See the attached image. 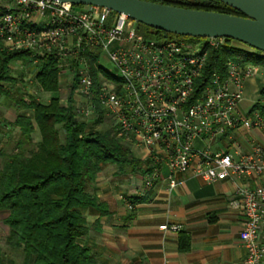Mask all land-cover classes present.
<instances>
[{
    "label": "built area",
    "instance_id": "built-area-1",
    "mask_svg": "<svg viewBox=\"0 0 264 264\" xmlns=\"http://www.w3.org/2000/svg\"><path fill=\"white\" fill-rule=\"evenodd\" d=\"M224 44V38H149L135 21L106 8L0 0V54L28 51L40 58L53 53L63 74L70 72L73 80L77 74L76 93L88 104L78 116L94 115L97 100L118 137L143 152L142 196L155 189L164 169L171 173V191L178 186L175 173L192 172L207 183L264 174V147L242 155L236 134L242 128L264 132L261 111L242 109L245 81L259 67L228 60L213 70L210 51ZM236 194L244 217L243 264H259L264 260V186L241 183ZM160 229L180 233L183 228L165 224Z\"/></svg>",
    "mask_w": 264,
    "mask_h": 264
},
{
    "label": "trees",
    "instance_id": "trees-1",
    "mask_svg": "<svg viewBox=\"0 0 264 264\" xmlns=\"http://www.w3.org/2000/svg\"><path fill=\"white\" fill-rule=\"evenodd\" d=\"M142 1L245 17L218 0ZM137 29L149 38L176 36L139 23ZM96 59L92 57L90 64L94 65ZM228 60L264 67V52L225 39L222 48L210 51V66L214 70ZM33 61L38 62L36 83L46 93H58L63 66L56 54L40 58L28 51L0 54V99L11 100L20 112L9 124L20 130V137L12 151L0 155V214L6 215L3 222L10 229L6 246L23 254L20 264H100L95 252L79 243L89 233L85 212L96 208L103 215L109 213L92 192L96 179L106 164L115 165L121 173H132L146 167V163L134 155L132 143L118 137L115 127L99 132L81 120L75 98L77 74L66 103L56 95L48 104L29 101L9 89L7 85L16 82L11 64L28 65ZM76 67L72 62L71 69ZM92 75L98 81L95 69ZM261 97L264 99V84ZM94 104L95 121L101 124L105 112L97 100ZM256 108L264 115L263 104L258 103ZM37 130L41 136L38 143L34 141ZM152 196L151 190L130 198V203H148ZM132 218L133 214L128 220ZM184 239L180 249L188 251L190 245Z\"/></svg>",
    "mask_w": 264,
    "mask_h": 264
},
{
    "label": "crops",
    "instance_id": "crops-1",
    "mask_svg": "<svg viewBox=\"0 0 264 264\" xmlns=\"http://www.w3.org/2000/svg\"><path fill=\"white\" fill-rule=\"evenodd\" d=\"M33 62L38 66L37 61ZM19 64L21 68L27 66L21 62L11 64L16 79L13 87L18 84ZM260 69L264 71V67H259L258 73L245 81V99L259 93V100L255 102L262 100L264 72L260 78ZM40 91L50 98L42 104H48L60 92L46 93L41 87ZM17 92L27 99L21 91ZM19 113L11 100L0 99V155L12 151L20 137V130L9 125ZM236 134L242 155L251 154L255 147H264V132L261 130L242 128ZM34 141H41L38 130ZM141 153L137 158L144 162ZM143 175L144 168L121 173L115 165L102 166L92 192L109 213L103 215L100 210L89 208L85 212L89 233L79 240L82 246L95 252L100 264H243L247 257V249L240 239L244 217L236 191L241 183H248L252 188L264 186V174L237 181L207 183L192 172L175 173L178 186L171 191L168 182L171 173L164 169L152 190L151 201L133 205L132 209L130 198L143 194ZM132 214L133 218L128 220ZM5 218L6 215L0 214L2 264L11 254L6 246L10 229L3 222ZM165 224L180 225L183 229L180 233L164 232L160 227ZM183 238L189 242L188 251L180 249ZM260 239L264 244V227ZM259 264H264V260Z\"/></svg>",
    "mask_w": 264,
    "mask_h": 264
},
{
    "label": "water",
    "instance_id": "water-1",
    "mask_svg": "<svg viewBox=\"0 0 264 264\" xmlns=\"http://www.w3.org/2000/svg\"><path fill=\"white\" fill-rule=\"evenodd\" d=\"M106 8L147 27L191 38H224L264 52V0H218L245 17L177 8L142 0H51Z\"/></svg>",
    "mask_w": 264,
    "mask_h": 264
},
{
    "label": "rangeland",
    "instance_id": "rangeland-1",
    "mask_svg": "<svg viewBox=\"0 0 264 264\" xmlns=\"http://www.w3.org/2000/svg\"><path fill=\"white\" fill-rule=\"evenodd\" d=\"M239 44H241V43H239ZM241 45H243V44H241ZM243 46H245V45H243ZM102 65L105 68H107L108 70H110L111 72H114L113 65L110 62H108L107 60L103 59ZM21 66L22 65L19 64V67H20L19 74L16 73V75H18V80H17L18 84L16 85V87H13L12 85H7V87L9 89L21 91L22 94L27 97V100L41 102V103H47L50 98L46 97L47 95H43L41 93L40 87L38 86V84L36 83L35 78H34L35 72L37 69V64H35L34 62H31L30 64H28L26 66V68H21ZM13 71L15 72V69ZM263 72L264 71L262 69H260L258 76L260 77L263 74ZM61 80H62L61 90L56 96L60 97L63 100V103H66L68 96H69V93H70L73 75H71L70 72H67L65 74H63V72H62ZM258 87H260V86H258ZM28 91H30V92H28ZM257 94H259V93H257ZM257 94H252L251 96H249L248 98L245 99V102L242 105L243 112L247 113L254 106H256L258 103H261V101L255 102V100L258 99ZM75 98L77 100V104H79V105L76 104L77 110L79 108L80 109H87L88 108V104H87L86 100L83 99L79 94L76 93ZM104 117H105L104 122L101 124L96 123V121H95L96 117L94 115H89L86 118L85 117L84 118L80 117V118H81V120L87 121L91 128L98 130L99 132H105V131L109 130L110 128H112L113 124H112L110 118L106 115V113L104 114ZM133 152H134V155L136 157H140L142 155L141 150L133 149ZM23 260H24V256L22 253L15 252V251L11 250V254H9V258L5 259V264H9V263L20 264V263H22Z\"/></svg>",
    "mask_w": 264,
    "mask_h": 264
}]
</instances>
